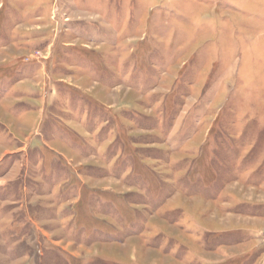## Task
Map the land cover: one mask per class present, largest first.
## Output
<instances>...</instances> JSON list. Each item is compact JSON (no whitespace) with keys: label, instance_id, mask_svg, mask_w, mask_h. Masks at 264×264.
Returning a JSON list of instances; mask_svg holds the SVG:
<instances>
[{"label":"rangeland","instance_id":"374dc122","mask_svg":"<svg viewBox=\"0 0 264 264\" xmlns=\"http://www.w3.org/2000/svg\"><path fill=\"white\" fill-rule=\"evenodd\" d=\"M0 264H264V0H0Z\"/></svg>","mask_w":264,"mask_h":264}]
</instances>
